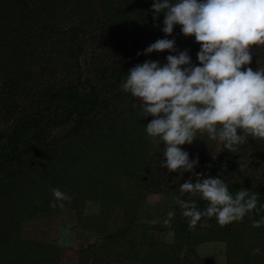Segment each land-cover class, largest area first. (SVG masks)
I'll return each instance as SVG.
<instances>
[{
    "label": "trees",
    "instance_id": "16d2710c",
    "mask_svg": "<svg viewBox=\"0 0 264 264\" xmlns=\"http://www.w3.org/2000/svg\"><path fill=\"white\" fill-rule=\"evenodd\" d=\"M152 3L0 0V264H59L58 246L21 238L20 221L64 207L80 216L87 199L97 203L86 224L97 239L81 249L88 264H202L194 243L223 237L229 249L233 242L247 251L250 242L245 239L255 232L264 234V226H252L264 217L260 207L264 175L255 177L244 145L232 153L221 144L202 179L219 175L233 195L241 188L257 193L259 211L225 227L213 217L202 218L190 228L176 204L165 213L166 218L170 210L175 213L171 245L148 232L137 209L143 197L131 192L137 184L118 175L123 158H115L123 147L116 143L108 147L103 131L117 126L116 120H107V114L112 112L116 118L114 108L131 97L120 85L130 68L146 60L147 55L137 52L143 53L157 39H174L179 51L188 50L193 65L199 63L200 46L194 36H184L176 25L166 37L164 14L154 20ZM87 41L92 46L88 59L82 58ZM131 50L142 60H132ZM159 53L161 65L167 55L177 54ZM253 142L255 147L250 145L249 150L264 151V139ZM237 161L246 165L244 171L239 170L240 164L233 166ZM29 172L38 177L28 179ZM172 177L176 197L195 201L199 210L206 207L199 196L180 195V184L195 182L193 172H172ZM138 183L148 192L170 190L163 179L141 178ZM51 188L71 196V202L50 207ZM116 211L120 224L108 230L107 221ZM246 264H257V260L248 258Z\"/></svg>",
    "mask_w": 264,
    "mask_h": 264
},
{
    "label": "clouds",
    "instance_id": "9594fccd",
    "mask_svg": "<svg viewBox=\"0 0 264 264\" xmlns=\"http://www.w3.org/2000/svg\"><path fill=\"white\" fill-rule=\"evenodd\" d=\"M151 10L154 20L163 12L166 37L176 25L184 36H194L199 63L193 65L188 50L179 51L174 39H157L137 55L165 50L177 54L167 55L163 65L158 60L136 64L120 89L137 102L133 107L138 106L140 117H152L145 133L155 145L164 144L159 166L196 177L180 184V195L199 196L206 207L199 210L195 201L176 200L189 227L195 228L202 218L215 217L220 227L239 222L259 211L258 194L241 188L233 195L219 175L201 179L203 174L194 172L198 159H190L180 146L191 145L198 132L232 153L249 137L264 139V68L247 67L252 46H264V0H153ZM245 166L240 163L239 170ZM50 190V207L71 202L59 188ZM174 215L170 210L163 223L169 224ZM252 226H264V217Z\"/></svg>",
    "mask_w": 264,
    "mask_h": 264
},
{
    "label": "rangeland",
    "instance_id": "374dc122",
    "mask_svg": "<svg viewBox=\"0 0 264 264\" xmlns=\"http://www.w3.org/2000/svg\"><path fill=\"white\" fill-rule=\"evenodd\" d=\"M84 47L82 58L88 59L92 49L90 41L85 42ZM252 48V62L247 67H251L254 71L264 68V46H252ZM129 56L132 60H142L136 56L133 50H131ZM146 60H158L160 62L162 56L159 52H153L147 55ZM134 103L137 102L129 97L114 108L115 112L118 113L116 118L111 115L112 112L107 114V120L112 122L116 120L117 126L108 127L103 133H105L108 147L113 143L123 147L119 153H116L117 158H115V160L123 158V162L119 165L121 169L118 175L121 179H134L137 184L138 188L131 190V192L140 194L143 197L137 208L140 219L146 220L145 223L148 226L149 233L171 245L173 240L172 222L164 224L163 221L166 219L167 209L177 204L178 197L173 193V181L175 179L172 177V172L159 166L160 160L163 159L161 153V149L164 147L163 142L157 146L151 142L150 138H146L145 125L152 117H140L139 108L138 106L134 108ZM197 137L191 145L185 144L180 147L189 153L190 159H198L194 172L202 173L203 175L200 177L202 179L208 164L220 150L221 144L208 139L206 133L201 134L198 132ZM253 141L255 140L249 137L245 143L240 145L247 147L249 156L247 163L249 165L250 161L252 172L256 177L264 175V151L252 152L249 150L250 145L255 147ZM247 149L245 148L242 151ZM109 158L111 157L109 156ZM240 162L237 161L233 166H237ZM37 168L40 172L41 166L39 165ZM27 177L32 179L37 178L38 175L35 172H29ZM141 178L163 179L170 190H164V192L142 190L138 183ZM26 183H28V180ZM96 211L97 203L87 199L82 205L80 216H75L73 209L64 207L53 214L29 217L20 221V236L35 242H49L57 245L59 248L57 254L59 264H88L89 260L81 252V249L97 239V235L86 229L88 215ZM119 222V213L116 211L107 221L108 230L114 229L120 224ZM233 232L230 230V236L234 235ZM245 240L250 242L247 251H242V246L234 245L233 242L230 244L229 249L228 240L223 237L194 243L193 248L202 264H246L248 258L256 259L257 264H264V234L255 232L252 237ZM8 263L11 264V261H8Z\"/></svg>",
    "mask_w": 264,
    "mask_h": 264
}]
</instances>
